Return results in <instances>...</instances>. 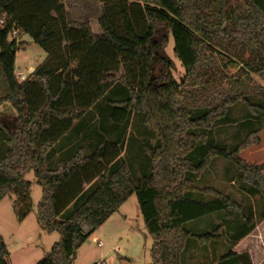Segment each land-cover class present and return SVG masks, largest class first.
<instances>
[{"label":"trees","instance_id":"1","mask_svg":"<svg viewBox=\"0 0 264 264\" xmlns=\"http://www.w3.org/2000/svg\"><path fill=\"white\" fill-rule=\"evenodd\" d=\"M97 2L100 35L88 22L72 21L63 0H0V105L15 111L0 136V201L12 196V211L18 222L23 221L32 211L25 179L32 173L41 188L37 223L45 234L59 235L36 264H72L89 234L135 196L152 240L151 264H182L181 255L194 236L185 228L187 223L240 209L231 197L194 185L192 178L214 158L233 163L241 184L264 202V163L250 166L239 157L258 144L259 129L232 150L210 147L197 164L189 158L197 142L207 138L204 133L219 125L236 103L256 112L240 92L207 102L201 112L195 102L216 85L240 87L241 78L264 75V0ZM24 37L46 57L19 80L14 64ZM169 37L183 70L179 81L165 53ZM233 65L240 68L228 76ZM117 84L125 89V98L110 103L108 130L113 139L106 141L95 132L103 148L91 152L93 131L88 122L82 123L83 117ZM131 118L136 120L133 126L142 125L140 133L148 143L140 156L148 159L150 171L136 180L126 163L118 161L123 131L114 128L124 125L126 130ZM1 122L0 115V126ZM197 191L215 198H187V193ZM83 223L89 233H83ZM214 237L207 233L195 238L206 244ZM7 255L0 237V264H7ZM212 264L253 263L246 251H228Z\"/></svg>","mask_w":264,"mask_h":264},{"label":"rangeland","instance_id":"2","mask_svg":"<svg viewBox=\"0 0 264 264\" xmlns=\"http://www.w3.org/2000/svg\"><path fill=\"white\" fill-rule=\"evenodd\" d=\"M93 28L95 33H100L97 23ZM23 42L25 45L18 49L15 56V74L18 75V79L20 76L24 79L28 77L46 57L45 52L29 38L24 37ZM172 49L173 40L169 37L165 53L173 61L172 75L175 80L179 81L183 76V70L179 61L173 56ZM239 68V65H233L226 72L228 76H232ZM240 82V87H233L229 83L216 85L195 102V108L201 112L207 102L217 103L221 96L240 92L255 106L256 112L251 113L249 108L241 102L229 108L219 125L210 132L204 133L207 138L202 142H197L196 148L189 156L192 163H199L205 151L210 147L232 150L249 132L255 129H259L258 144L245 148L239 157L250 166H259L264 163V112L259 109V107L264 108V75L249 74L248 78H241ZM124 98L125 89L117 84L98 101L94 109L84 115L82 123L88 122L89 128L93 131L94 141L91 152L103 148L96 141V133H99L106 141H112L113 136L108 130L111 123L110 103ZM0 115L2 118L0 136H2L3 132H6L4 126L6 127L7 121L15 118V111L8 104H2ZM135 121L131 118L126 130H124V125H114L115 129L123 131L121 142L123 151L118 161L126 163L134 180L150 171L148 159L144 160L140 156L141 147L147 146L148 143L140 133L142 125L133 126L136 124ZM137 128L139 132L136 131ZM1 146L3 145L0 141ZM84 146L88 151L87 141ZM25 179L30 183L32 211L23 221L18 222L12 211V196H7L0 201V237L7 247L8 255L5 258L7 264H36L59 241L57 233L45 234L40 229L36 220V206L41 198V188L35 183L32 173L28 174ZM192 179L199 189L210 188L231 197L240 209L217 212L187 223L185 228L195 237L207 233H212L215 237L206 244L198 243L194 236L190 238L181 255L182 264H212L228 251L237 253L246 250L240 244L243 241L248 242L249 236L255 240L260 239L254 231L264 221V202L259 197V193L258 195L249 193L247 188L241 184L239 172L233 163L214 158L199 177ZM186 196L191 200L201 202L215 198L203 191L187 193ZM246 219L251 223H246ZM248 227L251 228L250 232L236 239L240 232H244ZM262 238H264V233ZM151 246L152 240L144 229L136 198L131 196L103 225L89 234L86 242L76 251L72 264H97L99 261H106L109 264H151L149 254ZM252 257L254 262H260L262 259V257L258 260L255 256Z\"/></svg>","mask_w":264,"mask_h":264},{"label":"crops","instance_id":"3","mask_svg":"<svg viewBox=\"0 0 264 264\" xmlns=\"http://www.w3.org/2000/svg\"><path fill=\"white\" fill-rule=\"evenodd\" d=\"M64 2V7L65 10L70 17V19L74 22L77 23H84L88 22L92 32L95 35H100V33H95L93 26L97 23L98 24V19L100 18L101 15V4L98 3L96 0H63ZM16 62V58H15ZM33 72V71H31ZM14 74H15V64H14ZM16 77H18L17 74H15ZM83 223L81 225V229L83 233H88L89 232V227L88 230L84 228ZM87 225V224H86ZM258 229L254 231L256 233V236H260V239L255 240L253 238H250L251 236L248 237V242H241V246L245 248L246 252L249 253L250 258L252 260L253 264H263L264 260V238H262V235L264 233V221L258 225ZM248 249V250H247ZM240 251V252H244ZM237 252V253H240ZM252 256H255V258L261 259L260 262H254V259Z\"/></svg>","mask_w":264,"mask_h":264},{"label":"built area","instance_id":"4","mask_svg":"<svg viewBox=\"0 0 264 264\" xmlns=\"http://www.w3.org/2000/svg\"><path fill=\"white\" fill-rule=\"evenodd\" d=\"M15 34H16V32H13V35H15ZM19 78H20L19 80H24V77L23 76H20ZM97 264H109V263L106 262V261H99Z\"/></svg>","mask_w":264,"mask_h":264},{"label":"water","instance_id":"5","mask_svg":"<svg viewBox=\"0 0 264 264\" xmlns=\"http://www.w3.org/2000/svg\"><path fill=\"white\" fill-rule=\"evenodd\" d=\"M75 258V255L71 258V261Z\"/></svg>","mask_w":264,"mask_h":264},{"label":"bare ground","instance_id":"6","mask_svg":"<svg viewBox=\"0 0 264 264\" xmlns=\"http://www.w3.org/2000/svg\"><path fill=\"white\" fill-rule=\"evenodd\" d=\"M85 229L87 228V226L85 225V227H84Z\"/></svg>","mask_w":264,"mask_h":264}]
</instances>
